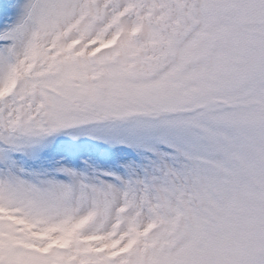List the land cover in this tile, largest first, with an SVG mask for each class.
<instances>
[{
    "label": "snow or ice",
    "instance_id": "snow-or-ice-1",
    "mask_svg": "<svg viewBox=\"0 0 264 264\" xmlns=\"http://www.w3.org/2000/svg\"><path fill=\"white\" fill-rule=\"evenodd\" d=\"M67 130L151 171L9 161ZM0 163V264H264V0H26L0 31Z\"/></svg>",
    "mask_w": 264,
    "mask_h": 264
},
{
    "label": "rangeland",
    "instance_id": "rangeland-1",
    "mask_svg": "<svg viewBox=\"0 0 264 264\" xmlns=\"http://www.w3.org/2000/svg\"><path fill=\"white\" fill-rule=\"evenodd\" d=\"M25 3L26 0L19 5L18 0H0V31L17 23ZM90 140L100 142L97 144L99 151L113 152V155L98 156L95 149L84 144ZM57 142L69 145H60ZM71 144H76L77 149L74 150ZM114 146H122L123 149L116 150L118 147ZM23 153H9L8 159L15 169H22L33 181L55 180L70 183V178L60 171L70 169L86 183L98 184L103 180L119 186L115 177H120L123 181L143 179L151 171L148 163L150 156L144 150L111 140L96 139L80 130H67L46 137L25 149ZM5 167V164L0 163V170Z\"/></svg>",
    "mask_w": 264,
    "mask_h": 264
},
{
    "label": "bare ground",
    "instance_id": "bare-ground-1",
    "mask_svg": "<svg viewBox=\"0 0 264 264\" xmlns=\"http://www.w3.org/2000/svg\"><path fill=\"white\" fill-rule=\"evenodd\" d=\"M23 0H18V5L22 2Z\"/></svg>",
    "mask_w": 264,
    "mask_h": 264
}]
</instances>
